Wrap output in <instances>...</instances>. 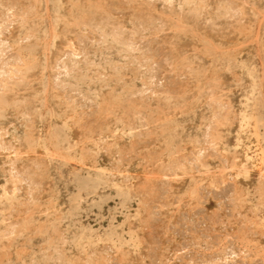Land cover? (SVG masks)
Masks as SVG:
<instances>
[{
    "label": "rangeland",
    "instance_id": "374dc122",
    "mask_svg": "<svg viewBox=\"0 0 264 264\" xmlns=\"http://www.w3.org/2000/svg\"><path fill=\"white\" fill-rule=\"evenodd\" d=\"M0 264H264V0H0Z\"/></svg>",
    "mask_w": 264,
    "mask_h": 264
},
{
    "label": "bare ground",
    "instance_id": "6f19581e",
    "mask_svg": "<svg viewBox=\"0 0 264 264\" xmlns=\"http://www.w3.org/2000/svg\"><path fill=\"white\" fill-rule=\"evenodd\" d=\"M61 6V5H60ZM35 11V10H34ZM29 20V19H28ZM12 91V90H11ZM15 93V92H14ZM9 94V93H8ZM30 112V111H29ZM250 120H252V119H250ZM252 138H254V135H253V133L252 132H250L249 130H248V132L246 131L245 133H240V134H238V135H236L235 136V141H238V140H249V139H252ZM244 142H246V141H244ZM247 155H249L248 153H246ZM257 163V162H256Z\"/></svg>",
    "mask_w": 264,
    "mask_h": 264
}]
</instances>
